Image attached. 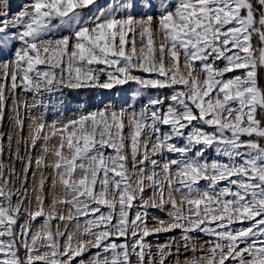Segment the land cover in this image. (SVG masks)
Returning a JSON list of instances; mask_svg holds the SVG:
<instances>
[{
	"label": "snow or ice",
	"instance_id": "6c2138e0",
	"mask_svg": "<svg viewBox=\"0 0 264 264\" xmlns=\"http://www.w3.org/2000/svg\"><path fill=\"white\" fill-rule=\"evenodd\" d=\"M5 120L0 264H264V0H0Z\"/></svg>",
	"mask_w": 264,
	"mask_h": 264
},
{
	"label": "rangeland",
	"instance_id": "374dc122",
	"mask_svg": "<svg viewBox=\"0 0 264 264\" xmlns=\"http://www.w3.org/2000/svg\"><path fill=\"white\" fill-rule=\"evenodd\" d=\"M75 107H76V105L74 103L73 106L69 109V112L73 111ZM21 115L26 119L28 113L22 111ZM7 123H8L7 120H5L3 122H0V132H6L8 130ZM24 134L27 135V132H25ZM56 142L57 141L52 140V143H56ZM33 154H38V151L36 149H34L33 150ZM5 162L6 163L8 162L7 157H5ZM12 163L16 165L17 170H19L21 168V165L18 164L15 160H12ZM37 175L38 176L40 175L39 171H37ZM44 175H46L47 177L51 178L53 173H52V171L50 169H47V170L44 171ZM48 182L49 181H46V183H48ZM29 193H31V187H29ZM163 239H164V237L162 236L161 240H163ZM153 243H155V240H153Z\"/></svg>",
	"mask_w": 264,
	"mask_h": 264
}]
</instances>
